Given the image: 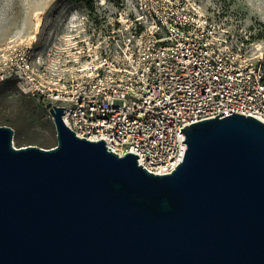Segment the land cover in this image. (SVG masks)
<instances>
[{"label":"water","instance_id":"95a60500","mask_svg":"<svg viewBox=\"0 0 264 264\" xmlns=\"http://www.w3.org/2000/svg\"><path fill=\"white\" fill-rule=\"evenodd\" d=\"M65 109H49L50 148H15L0 125V264H264L263 121L187 124L183 160L155 174L79 137Z\"/></svg>","mask_w":264,"mask_h":264},{"label":"built area","instance_id":"2783aa9c","mask_svg":"<svg viewBox=\"0 0 264 264\" xmlns=\"http://www.w3.org/2000/svg\"><path fill=\"white\" fill-rule=\"evenodd\" d=\"M102 5L72 16L71 32L56 31L52 42L50 34L39 45L12 44L0 82L15 79L49 109L66 107L62 119L79 137L103 138L119 156L134 152L155 174L183 160L187 124L222 111L264 122V50L235 49L202 0Z\"/></svg>","mask_w":264,"mask_h":264},{"label":"rangeland","instance_id":"374dc122","mask_svg":"<svg viewBox=\"0 0 264 264\" xmlns=\"http://www.w3.org/2000/svg\"><path fill=\"white\" fill-rule=\"evenodd\" d=\"M202 2L227 29L235 49L251 56L264 50V0ZM92 3L96 9L101 8L100 11L104 10V3L112 7V0H93ZM90 7L81 0H0V64L12 44L33 42L39 45L50 34L52 42L56 31L71 32V17L87 15ZM0 125L14 129L15 148L27 145L50 148L58 143L47 105L37 96L24 94L15 79L0 82Z\"/></svg>","mask_w":264,"mask_h":264},{"label":"trees","instance_id":"16d2710c","mask_svg":"<svg viewBox=\"0 0 264 264\" xmlns=\"http://www.w3.org/2000/svg\"><path fill=\"white\" fill-rule=\"evenodd\" d=\"M81 1H84L85 4H86L88 7H90V6L93 5V3H92L93 0H81Z\"/></svg>","mask_w":264,"mask_h":264}]
</instances>
